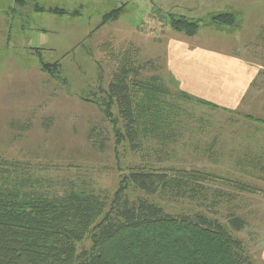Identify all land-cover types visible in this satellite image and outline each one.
Masks as SVG:
<instances>
[{
  "label": "rangeland",
  "instance_id": "374dc122",
  "mask_svg": "<svg viewBox=\"0 0 264 264\" xmlns=\"http://www.w3.org/2000/svg\"><path fill=\"white\" fill-rule=\"evenodd\" d=\"M36 4L69 14L36 11ZM120 6L123 11L102 22ZM224 12L237 15L235 26L210 23ZM182 16L199 21L195 35L172 26ZM179 39L229 48L264 65V0H26L23 6L0 0V158L25 172L0 164V184L9 187L10 178L18 175L44 192L63 194L77 185L112 198L122 176L137 166L200 169L220 177L205 183L204 201H170L135 188L128 193L171 213L201 211L227 226V215L237 213L247 226L228 228L243 241L252 264H264V152L254 147L257 139L253 142L264 138L259 131L264 124L243 116L264 119V78L251 89L253 103L243 110L228 112L222 106L170 98L180 109V118H174L181 121L175 127L180 140L166 151L135 152L127 142L117 145L97 104L125 54L135 59L134 65L150 62L142 78L158 75L173 93L182 90L202 98L199 91L206 86L189 72L198 64L194 56L168 59L171 44ZM38 49L47 62L60 63L62 80L42 70ZM169 62L179 65L182 75L172 74ZM209 76L213 79L214 73ZM212 200L217 202L210 206Z\"/></svg>",
  "mask_w": 264,
  "mask_h": 264
},
{
  "label": "trees",
  "instance_id": "16d2710c",
  "mask_svg": "<svg viewBox=\"0 0 264 264\" xmlns=\"http://www.w3.org/2000/svg\"><path fill=\"white\" fill-rule=\"evenodd\" d=\"M15 1L26 4V0ZM123 9L107 12L102 22ZM35 10L69 13L38 4ZM236 21L235 13L224 12L213 16L210 23L235 26ZM172 26L189 35L200 29L198 20L185 16L174 18ZM36 54L42 70L62 80L60 63L47 62L39 49ZM133 61L128 54L120 56L107 89L97 97L117 145L127 142L139 152L166 151L177 143L180 131L175 127L181 121L174 118H180V109L170 98L221 107L182 90L173 93L158 75L142 78L141 72L150 62L139 66ZM243 116L264 124L262 118ZM149 143L151 147H147ZM7 163L0 158V164ZM9 165L24 172L19 164ZM216 178L220 177L200 169L146 164L125 173L111 198L77 185L63 194L44 192L30 178L15 175L10 178L11 186L0 184V264H252L243 241L228 228L241 231L247 226L237 213L227 215V226L204 212L171 213L155 201L131 198L128 193L135 188L170 201H204L205 183ZM233 183L241 190L254 191L245 183ZM215 202L210 201V206ZM86 241L90 246L80 248Z\"/></svg>",
  "mask_w": 264,
  "mask_h": 264
},
{
  "label": "crops",
  "instance_id": "0c3cea01",
  "mask_svg": "<svg viewBox=\"0 0 264 264\" xmlns=\"http://www.w3.org/2000/svg\"><path fill=\"white\" fill-rule=\"evenodd\" d=\"M258 23H255V25ZM260 26L258 28L263 29ZM176 42L175 44L172 43L168 50V59L170 60V57L177 58L178 55L181 57L194 56L198 64L191 67L189 72L196 73L194 76L197 77L199 84L206 86L204 88L206 90L199 91V95L203 96L202 98L232 110H243L252 105L253 102H249V93L256 86L258 80L264 78V65L251 61L241 53L231 51L229 48H217L200 44L191 45L183 39L176 40ZM178 51L179 53H177ZM169 65L171 73H180L179 65L171 62H169ZM209 72L214 73L213 79L209 76ZM181 82H184L185 85L183 78H181ZM253 82L255 83L254 86L252 85ZM259 131L264 133V129H259ZM262 139H264L262 136L257 137L253 139V142L256 140L255 142H258L259 146L254 145V147L264 152V140ZM262 159H264V156Z\"/></svg>",
  "mask_w": 264,
  "mask_h": 264
}]
</instances>
